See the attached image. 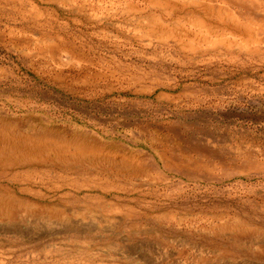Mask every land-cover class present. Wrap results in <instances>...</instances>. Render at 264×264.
Instances as JSON below:
<instances>
[{"label":"rangeland","instance_id":"1","mask_svg":"<svg viewBox=\"0 0 264 264\" xmlns=\"http://www.w3.org/2000/svg\"><path fill=\"white\" fill-rule=\"evenodd\" d=\"M193 1L0 0V193L78 228L1 209L0 264H264V0Z\"/></svg>","mask_w":264,"mask_h":264},{"label":"bare ground","instance_id":"2","mask_svg":"<svg viewBox=\"0 0 264 264\" xmlns=\"http://www.w3.org/2000/svg\"><path fill=\"white\" fill-rule=\"evenodd\" d=\"M185 1V0H184ZM195 1V0H194ZM193 1V2H194ZM180 2V1H179ZM198 1H196V3H197ZM205 2V1H204ZM163 3V2H162ZM170 3V2H169ZM201 3V2H200ZM192 4H195V3H192ZM208 4V3H207ZM195 5H197V4H195ZM187 7V6H186ZM185 7V8H186ZM209 7H211V6H209ZM177 8H179V7H177L175 4L174 5H171L170 6V8L168 7H166V6H162L161 8H160V13H159V15H156V16H154L153 18H152V21L150 22V26H151V28L152 29H154V30H156L157 29V26H160V25H164V21H162V20H164V16H170L171 17V15H174V12H175V10L177 9ZM195 8V7H194ZM155 9V8H154ZM200 9L203 11V13H196L195 11L196 10H194V11H192V14H193V16L191 17L192 18V22L197 26V27H199L200 28V32H199V34L200 33H203L204 35L205 34H212V33H219V35H220V33L222 32H220V30H219V25H218V22H216L215 20H217V21H220L221 22V18H220V15L219 16H217V18H213V16L215 15H213L212 14V12L210 13L209 11H208V9H206V8H204V7H200ZM206 9V10H205ZM218 10V9H217ZM199 11V10H198ZM219 11V10H218ZM217 12V11H216ZM220 12V11H219ZM176 14V13H175ZM204 14V15H203ZM220 14V13H219ZM155 15V14H154ZM164 15V16H163ZM232 15V14H231ZM149 16H151V15H149ZM207 16H211V17H207ZM216 17V16H215ZM172 18V17H171ZM228 18V17H227ZM167 19V18H166ZM238 19H239V17H238ZM226 21V20H225ZM229 24V26L227 27V29H225V30H227L228 31V33L230 34L231 33V35L233 34L234 35V33H235V31L234 30H240V28L239 27H244V25H243V23H241V21H239V20H237V18H231V20L230 21H227ZM225 23V22H224ZM149 24V23H148ZM241 24V25H240ZM245 24V23H244ZM193 25V24H192ZM165 26V25H164ZM194 26V25H193ZM246 26V25H245ZM136 27V26H135ZM248 27V26H247ZM246 27V28H247ZM182 28V27H181ZM238 28V29H237ZM245 28V29H246ZM159 29H160V27H159ZM183 29V28H182ZM168 30H171V29H168ZM188 30V29H187ZM151 31V30H150ZM149 31V32H150ZM162 31V30H161ZM160 31V32H161ZM189 31V30H188ZM224 31V30H223ZM142 32V31H141ZM154 32V31H153ZM157 32V31H156ZM155 32V33H156ZM185 33V32H184ZM223 33V32H222ZM250 33V32H249ZM253 33V32H252ZM165 34H167L168 36L171 34V32L170 31H168V32H165ZM178 34V33H177ZM189 34V33H188ZM246 34V33H245ZM174 35V34H173ZM172 35V36H173ZM196 35H198V34H196ZM214 35V34H213ZM225 35V34H224ZM241 35V34H240ZM244 35V34H243ZM249 35V34H248ZM150 36V35H149ZM179 36V35H178ZM182 36H184V35H182ZM186 36V35H185ZM157 37V36H156ZM175 37V36H174ZM213 37V36H212ZM232 37V36H231ZM243 37V36H242ZM249 37H251V36H249ZM194 38H196L195 37V35H194ZM197 39V38H196ZM224 40L225 39H221V41L222 42H224ZM245 42H246V40L245 39H243ZM246 44V43H245ZM186 46V45H185ZM4 126H5V124H3ZM6 128H8L7 126H6ZM11 130V129H10ZM1 131H2V129H1ZM0 131V132H1ZM3 132V131H2ZM1 132V133H2ZM11 133V132H10ZM17 133V132H16ZM18 134V133H17ZM16 134V135H17ZM20 134V133H19ZM2 135V134H1ZM0 135V136H1ZM3 135H5V134H3ZM7 136V135H6ZM5 136V137H6ZM9 136V135H8ZM2 137H4V136H2ZM16 137H18V136H16ZM6 138H8V137H6ZM9 138H10V136H9ZM8 138V139H9ZM19 138V137H18ZM17 138V139H18ZM46 138V137H45ZM11 139V138H10ZM3 140H4V138H3ZM3 140H1V141H3ZM27 140V139H26ZM31 140V139H30ZM70 140V139H69ZM16 141V140H15ZM19 141V140H18ZM18 141L17 142H13V146H12V148H10V145H9V148L7 147V144H6V139H5V144H6V147H0V156H4V153H8V152H11V153H14V151H17L18 150V148H20L19 147V145H20V143H18ZM34 141V140H33ZM8 142V141H7ZM23 142V141H22ZM45 142V141H44ZM57 142V141H56ZM60 142V141H59ZM70 142V141H69ZM68 142V143H69ZM73 142V141H72ZM8 143H10V142H8ZM24 144H26L27 143V141H24L23 142ZM47 143V142H46ZM49 143V142H48ZM67 143V144H68ZM1 144H2V142H1ZM4 144V145H5ZM12 144V143H11ZM31 144V143H30ZM38 144H40V142L38 143ZM38 144H35V145H28L27 147H28V149H40L41 148V146H38ZM70 144V143H69ZM69 144H68V146H69ZM3 145V146H4ZM41 145V144H40ZM43 145H44V143H43ZM54 145H56L57 146V148L58 149H61V150H64L63 152H70L72 149V147H70V149H65L64 148V146L66 145H62V144H60V143H54ZM51 146V145H50ZM76 146V145H75ZM46 148V147H45ZM23 149V148H22ZM50 149V148H49ZM77 151L76 152H79V156H76L77 158H79V160L80 161H83V160H86V157H88V154L86 153V154H84V151H82V150H80V149H78V148H75ZM21 150V149H20ZM48 150V149H47ZM31 151V150H30ZM53 151V150H52ZM24 152V151H23ZM34 152V151H33ZM89 152V151H88ZM28 153V152H27ZM31 152H29V154H30ZM55 153V152H54ZM92 154H93V151L91 152ZM95 153V152H94ZM18 154V153H17ZM16 153H15V155H17ZM24 154V153H23ZM7 155H9V154H7ZM22 155V154H21ZM25 155V154H24ZM57 155V154H56ZM55 155V156H56ZM77 155V154H76ZM99 155V154H98ZM102 155H103V153H102ZM104 155H106V154H104ZM12 156V155H11ZM19 156V155H18ZM61 156V155H60ZM67 156H69V155H67ZM90 156V155H89ZM107 156H108V154H107ZM9 157V156H8ZM15 157V156H14ZM17 157V156H16ZM26 157V156H25ZM27 157H28V155H27ZM27 157H26V160H27ZM3 158H5V157H3ZM10 158V157H9ZM34 158V157H33ZM67 158H69V159H71L72 160V156L71 157H67ZM94 158V157H93ZM7 159V158H6ZM35 159V158H34ZM34 159H32L33 161H34ZM56 159V158H55ZM88 159V158H87ZM41 160V159H40ZM76 160V159H75ZM97 160V159H96ZM108 160V159H107ZM3 161V160H2ZM7 161V160H6ZM31 161V160H30ZM37 161V160H36ZM45 161V160H44ZM57 161V160H56ZM101 161V160H100ZM99 161V162H100ZM121 161V160H120ZM4 162H5V159H4ZM8 162V164L9 165H17L16 163H14L15 162V160H14V162H9V161H7ZM6 162V163H7ZM66 162H69L68 160H66ZM0 163H2V162H0ZM20 163V162H19ZM63 163V162H62ZM77 163V162H76ZM75 163V164H76ZM121 163V162H120ZM119 163V164H120ZM61 164V163H60ZM88 164V163H87ZM118 164V163H117ZM19 165V164H18ZM62 165V164H61ZM3 166H5V165H3ZM69 166V165H68ZM2 167V166H1ZM79 167V166H78ZM2 169V168H1ZM121 176V175H120ZM127 176V175H126ZM130 176V175H129ZM132 176V175H131ZM113 177V176H112ZM125 177V176H124ZM129 178V177H128ZM18 194V193H17ZM17 194H14V193H12V192H10L9 190H6L5 191V193H3V194H1L0 193V210L2 209L4 212H6V213H8V214H13V213H15V212H17V211H19V210H32V211H34V213H35V215H32V219H30V220H32V225H36L37 227H38V229H39V232H40V228L42 227H48V225L46 226V224H51L52 223V221H54L55 222V218H57V215H56V213H55V211L56 210H58V211H62V210H64V212H62L63 213V218L67 221V225L65 226V229L66 228H70L69 230L70 231H72L73 229H76L77 228V225H74V224H69V222L71 221V219H70V217H69V215H70V213L69 212H67V209H63V208H59L58 206V208L57 207H55L54 209H53V211L51 212V209H52V207L51 206H48L47 204H43L42 202H41V200L39 199H27L26 197H24V196H21V195H17ZM33 197H34V195H33ZM37 197V196H36ZM41 197V196H40ZM38 198V197H37ZM44 201V200H43ZM50 201V200H49ZM45 203H47V202H45ZM49 204V203H48ZM51 205H52V203H51ZM54 205H55V203H54ZM58 205V204H57ZM107 206V204H103V207L105 208ZM66 211V212H65ZM71 211V210H70ZM1 212V211H0ZM21 212V211H20ZM26 215V214H25ZM6 216H8V215H6ZM11 216V215H10ZM61 216V215H60ZM14 217V216H13ZM11 218H12V216H11ZM10 218V219H11ZM15 218H17V217H15ZM12 220V219H11ZM15 220V219H14ZM28 221H29V219H28ZM110 221H112V220H110ZM131 221V220H130ZM25 222V221H24ZM24 222H23V225H24ZM53 222V223H54ZM103 222V221H102ZM31 223V222H30ZM75 223V222H74ZM63 224V223H62ZM69 224V225H68ZM76 224V223H75ZM25 226H26V224H25ZM24 226V227H25ZM61 226V225H60ZM22 227V226H21ZM48 229V228H47ZM78 229V228H77ZM82 229V228H81ZM61 230V229H60ZM118 230H120V229H118ZM26 231H28V229L26 230ZM44 230H41V232H43ZM48 231V230H47ZM62 231V230H61ZM65 231V230H64ZM75 231H79V230H75ZM119 232H121V231H119ZM48 233V232H47ZM63 233V232H62ZM65 233V232H64ZM118 233V232H117ZM242 233V232H241ZM37 234V233H36ZM26 235V234H25ZM38 235H40V234H38ZM156 235V234H155ZM128 252V251H127ZM123 254V253H122ZM128 254H132V253H128ZM139 258V257H138Z\"/></svg>","mask_w":264,"mask_h":264}]
</instances>
